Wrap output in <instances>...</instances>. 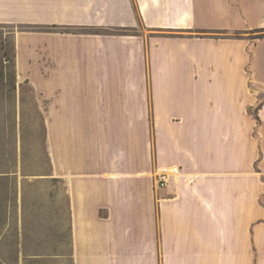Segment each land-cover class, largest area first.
<instances>
[{
  "label": "crops",
  "instance_id": "obj_1",
  "mask_svg": "<svg viewBox=\"0 0 264 264\" xmlns=\"http://www.w3.org/2000/svg\"><path fill=\"white\" fill-rule=\"evenodd\" d=\"M35 17L136 32L127 48L138 58L126 72L121 43L105 42L89 58L68 57L65 68L77 72L59 77L73 83L65 98L79 110L51 127L89 132L93 143L67 155L73 166L59 175L73 264H132L131 251L145 264L156 236L161 264H264L252 235L264 201L249 111L257 62L237 37L264 29V0H0V19ZM150 130L153 139L130 149L124 132ZM152 166H177L179 175L158 188Z\"/></svg>",
  "mask_w": 264,
  "mask_h": 264
},
{
  "label": "rangeland",
  "instance_id": "obj_2",
  "mask_svg": "<svg viewBox=\"0 0 264 264\" xmlns=\"http://www.w3.org/2000/svg\"><path fill=\"white\" fill-rule=\"evenodd\" d=\"M135 33L120 27L71 24L56 18L0 19V168H5L8 161L13 165L18 163L17 176L0 180V264H73L69 243L71 222L63 182L49 179L42 173L49 171L60 177L67 167L73 166L65 160L67 155L77 153L82 145L88 151L93 143L89 132H65L51 127L61 121L67 110H79L72 98H65V92L73 90V83L59 81V77L67 74L65 70L77 72L75 67L65 68L68 57L74 60L75 54H81L89 58L90 47L105 42L121 43L119 58L126 72L127 63L131 69L138 58L137 52L127 48L134 46ZM107 35L117 39L107 40ZM237 37L247 40V46L252 47L251 57L257 62L251 81L253 103L249 111L258 124L252 136L258 143L257 168L264 181V176L261 177L264 174V29ZM145 39L148 77L150 45L147 34ZM79 46L87 50L75 52ZM147 91L150 96L149 81ZM137 101H129L131 113ZM151 107V98L146 99L149 112ZM42 122L52 128L46 141L51 164L46 162L40 146ZM124 134L125 139L128 136L130 149L138 139H153L152 130ZM156 170V166H152L154 184ZM262 201L259 196L258 222L252 226L259 262L264 259ZM158 237L146 242L145 264H161L160 252L156 256L154 251L160 244ZM135 255L136 252L131 251L132 264L137 263Z\"/></svg>",
  "mask_w": 264,
  "mask_h": 264
},
{
  "label": "trees",
  "instance_id": "obj_3",
  "mask_svg": "<svg viewBox=\"0 0 264 264\" xmlns=\"http://www.w3.org/2000/svg\"><path fill=\"white\" fill-rule=\"evenodd\" d=\"M47 133H48L47 126L45 125V122H42V129L40 131V146H41V148L43 150L46 162L48 161L51 164V156H50L49 151H48L47 146H46ZM17 167H18V163L17 162L14 165L11 164L10 161L6 162L5 163V168H0V180H9V179H11L12 176H17V170H16ZM23 175L24 176H28V174L24 173V172H23ZM33 175H35V174H33ZM42 175H45L46 177H48L49 179H52L54 181H59V182L62 181L63 185H64L63 179L60 178V177L54 176V174L52 172L48 171L47 173H42ZM48 178H41V179H48ZM64 191H65V194H66V197H67V200H68V210H69V214H70L69 196H68V193H67L65 185H64ZM9 193H11V191ZM70 232H71V224H70ZM69 243L71 244V247H72L71 236H70V239H69Z\"/></svg>",
  "mask_w": 264,
  "mask_h": 264
},
{
  "label": "built area",
  "instance_id": "obj_4",
  "mask_svg": "<svg viewBox=\"0 0 264 264\" xmlns=\"http://www.w3.org/2000/svg\"><path fill=\"white\" fill-rule=\"evenodd\" d=\"M179 171V167L177 166L160 167L156 172L157 187H166L172 178L177 177L179 175Z\"/></svg>",
  "mask_w": 264,
  "mask_h": 264
}]
</instances>
